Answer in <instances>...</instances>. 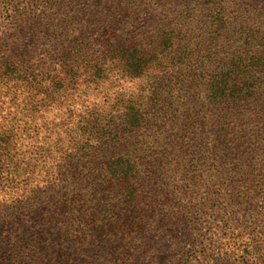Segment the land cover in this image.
<instances>
[{
  "label": "trees",
  "instance_id": "1",
  "mask_svg": "<svg viewBox=\"0 0 264 264\" xmlns=\"http://www.w3.org/2000/svg\"><path fill=\"white\" fill-rule=\"evenodd\" d=\"M49 1L40 15L15 9L11 23L20 28L50 21L47 11H59L65 1ZM150 1L92 0L88 13L102 24L107 19L102 9L129 17L148 5L161 11L162 19L139 30L116 29L95 47L88 45L85 35L79 41L63 40L47 53V63L33 60L25 50L10 56L5 44L0 57V193L9 190L13 195L0 199V214L10 206L26 212L25 206L38 214L35 206L26 205L40 191L39 184L45 187L48 179L51 185L68 183L78 169L71 154L83 159L99 148L111 151L103 157V176L125 183V199L136 200L133 180L142 164L121 146L140 140L150 147L172 124V114L179 110V105L173 109L175 97L177 104L181 98L188 100L187 111L201 105L189 117L203 114L215 125L204 167L233 166L244 173L264 163V21L254 22L230 7L235 0ZM123 79L145 84L137 91L117 93L108 105L83 102V110L74 107L89 90ZM194 89L193 101L188 95ZM4 104L13 111L10 119L2 115ZM50 112L56 113L53 118ZM17 139L29 142L18 144ZM244 147L252 153L249 157L230 154ZM263 177L256 174V182ZM257 184L261 191L264 187ZM245 191L232 188L222 197L231 195L240 204L249 198Z\"/></svg>",
  "mask_w": 264,
  "mask_h": 264
},
{
  "label": "rangeland",
  "instance_id": "2",
  "mask_svg": "<svg viewBox=\"0 0 264 264\" xmlns=\"http://www.w3.org/2000/svg\"><path fill=\"white\" fill-rule=\"evenodd\" d=\"M46 1L0 0V57L8 43L10 56L25 50L33 60L47 63V53L63 40L79 41L85 35L88 45L95 47L97 40L115 34L116 29L139 30L162 19L161 11L148 5L141 14L129 17L102 9L107 17L102 24L88 13L92 0H64L59 11H47L50 21L46 23L36 21L20 28L11 23L15 9L27 16L40 15L48 10L43 8ZM229 6L254 22L264 21V0H235ZM143 84L137 79L106 81L74 107L83 110V102L108 105L117 93L137 91ZM193 93L195 89L188 96L194 101ZM177 99L173 109L180 107L172 114V124L150 147L140 140L121 146L122 151L135 153L142 164L133 180L136 200L125 199V183L103 176V157L111 151L99 148L83 159L73 153L70 158L78 169L68 183L51 185L48 179L30 197L26 206H35L38 214L25 206L26 212L10 206L0 214V264H264V188L259 191L257 184L264 187V177L261 182L255 178L259 173L264 176V163L244 173L233 166L204 167L206 147L216 137L215 125L205 121L203 114L189 117L201 105L187 111L188 100L181 98L177 104ZM6 107L2 115L10 119L13 111ZM250 130L243 135L250 136ZM236 149L230 154H252L245 147ZM232 188H245L249 198L240 204L231 195L223 199ZM11 195L7 190L0 199Z\"/></svg>",
  "mask_w": 264,
  "mask_h": 264
}]
</instances>
